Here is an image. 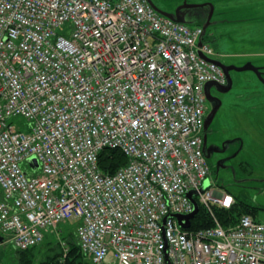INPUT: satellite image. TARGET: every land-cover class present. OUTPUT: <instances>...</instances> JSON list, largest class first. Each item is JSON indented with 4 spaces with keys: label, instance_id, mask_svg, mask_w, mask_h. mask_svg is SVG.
<instances>
[{
    "label": "built area",
    "instance_id": "1",
    "mask_svg": "<svg viewBox=\"0 0 264 264\" xmlns=\"http://www.w3.org/2000/svg\"><path fill=\"white\" fill-rule=\"evenodd\" d=\"M150 1L0 0V238L26 251L70 222L89 264H264V217L224 227L233 196L201 191L218 54ZM105 149L127 158L112 175ZM194 203L210 227L179 224Z\"/></svg>",
    "mask_w": 264,
    "mask_h": 264
},
{
    "label": "rangeland",
    "instance_id": "2",
    "mask_svg": "<svg viewBox=\"0 0 264 264\" xmlns=\"http://www.w3.org/2000/svg\"><path fill=\"white\" fill-rule=\"evenodd\" d=\"M153 6L165 14H173L177 9L188 16L185 23L195 27L199 21L201 8H186L188 5L213 4L214 16L206 28L204 41L212 49L221 63L240 68L247 63L255 67L264 65V0H151ZM181 7V8H180ZM212 16V15H211ZM226 18L232 22L221 21ZM239 20V22H238ZM259 65V66H256ZM233 87L224 94L223 106L210 125L209 131L228 141L225 155L208 160L211 174L204 187L211 182L215 190L221 189L250 204L258 205L261 219L264 217V85L252 71L231 73ZM217 94L215 87L211 94ZM206 112L210 106L206 100ZM216 131V132H215ZM218 138V137H217ZM242 141V149L230 161L229 169L219 167V160L227 154L237 152ZM219 141V140H218ZM214 159H219L217 162ZM221 169V170H220ZM220 170V171H219ZM249 179L243 187L236 180ZM235 181V182H234ZM73 223L59 226L64 232ZM71 225V226H70ZM56 231L45 233V242L52 243L54 252L63 251ZM60 243V242H58ZM47 247H38L30 264H40ZM106 262H109L107 260ZM0 264H22L10 243L0 245Z\"/></svg>",
    "mask_w": 264,
    "mask_h": 264
},
{
    "label": "trees",
    "instance_id": "3",
    "mask_svg": "<svg viewBox=\"0 0 264 264\" xmlns=\"http://www.w3.org/2000/svg\"><path fill=\"white\" fill-rule=\"evenodd\" d=\"M127 164V158L124 154L117 149H105L100 152L98 156V167L99 170L106 175H112L121 167ZM246 183L238 184L237 186L243 187ZM233 196V195H232ZM234 203L230 209H217L216 215L219 222L224 227H229L235 225L239 218L243 215H248L255 220H260L259 212L262 210L258 205L250 204L246 201L238 199L236 196H233ZM72 227H68L58 233V240L65 242L67 251L54 252L51 248L52 243H46L45 237L43 242L37 247H33L26 251H16V254L22 264H30L33 254L36 252L38 247H47L46 253L43 256L42 262L40 264H89L86 257L81 253L77 236H76V223L71 224ZM70 225V226H71ZM212 225L211 218L204 211L203 208H200L196 215L191 220V230H198L201 228H207ZM57 241L55 244L58 246L60 243Z\"/></svg>",
    "mask_w": 264,
    "mask_h": 264
},
{
    "label": "water",
    "instance_id": "4",
    "mask_svg": "<svg viewBox=\"0 0 264 264\" xmlns=\"http://www.w3.org/2000/svg\"><path fill=\"white\" fill-rule=\"evenodd\" d=\"M150 4L162 16L169 18L173 22L187 25V23H185V20L180 16L181 15V13L179 12L180 9H177L175 11V13H173V14H165V13H162V12L158 11L153 6V4H152L151 1H150ZM207 6H210L211 7V10H213V4H208V3L199 4V5H188V4H186V5L182 6V7H186V8H190V9L192 8L193 9V8H205ZM211 13H212V11H211ZM211 13L209 14V17L211 15ZM189 24H191V23H188V25ZM194 24H198L197 26L202 27L203 30H206V28L210 25V22L205 21L204 23H194ZM199 45H201V43H199ZM206 60H208L209 62H212V63L216 64L218 67H220L223 70V72L225 74V77H226V81H227L226 85H224V86H219V85H216V84H213V83H208V84L205 85V95H206V99H207L208 102H212V99H213L210 96V91H211V88L212 87H215L216 90L219 91V92H221V93H226V92H228L231 89V87H232V80H231V77H230V71H236V72L252 71L255 75H257L258 79L264 85V79L262 77V73L260 72L259 68L253 66L251 63H247L244 66H242L240 68H237L235 66H226L223 63L219 62L218 60H211V59H206ZM219 106L220 105H215V104H212L211 105V110L206 115L205 120H204V127H203L204 132L207 131L208 127L212 124V122H213V120L215 118V115H216V113H217V111L219 109ZM239 142H240V147H239L238 151L237 152H233L232 154H230L228 159L234 158L235 156L238 155L239 151L242 148V144H243L241 140H239ZM226 144H228V141L227 142H224V145H226ZM203 150H204L205 157L208 160L211 159V153H212V151L210 150V148L206 149L205 142H204ZM220 152L221 153H225V149L223 148V150H221ZM32 162L36 166L35 160H32ZM228 168L229 167H227L226 169H228ZM247 181H249V179H241V180H238V181L236 180V182L235 181L234 182L238 185V184L245 183ZM206 187L207 186H205V187L203 186V188L201 189V191H203ZM189 196L191 197L192 194H190ZM194 206H195V209H194V211L190 215H188V216H175V218L177 219V221L179 222V224L181 226H183V227L188 226V224L181 223L182 220H186V222H187V221H189L190 219H192L196 215V213L198 211V207H197L196 203H194ZM1 241H2V239L0 238V242Z\"/></svg>",
    "mask_w": 264,
    "mask_h": 264
},
{
    "label": "flooded vegetation",
    "instance_id": "5",
    "mask_svg": "<svg viewBox=\"0 0 264 264\" xmlns=\"http://www.w3.org/2000/svg\"><path fill=\"white\" fill-rule=\"evenodd\" d=\"M215 6L213 5V10H211V7L210 6H207V7H205V8H201V11H200V13H199V16H200V20L199 21H201V22H205V21H208V22H210V17H213L214 16V12H215ZM211 11H212V13H211ZM211 13V15H210V17H209V14ZM184 20H186V18H189L188 16H184V15H180ZM209 17V18H208ZM209 20H208V19ZM189 19H191V18H189ZM207 19V20H206ZM221 21H230V22H232V19H227L226 20V18H223V19H221ZM238 22H239V20H238ZM204 34H206V30H204ZM219 62H221L219 59H217ZM224 64V63H223ZM224 65H226V66H231V65H228V64H224ZM256 66H259V65H256ZM257 68H259V70H260V72L262 73V77H263V79H264V65H261L260 64V66L259 67H257ZM233 71H230V77H231V80H233L232 78V76H231V73H232ZM236 72V71H235ZM232 87H233V81H232ZM232 87H231V89H232ZM230 89V90H231ZM229 90V91H230ZM226 93H228V92H226ZM226 93H221V92H219V91H217V94L215 93V94H211V91H210V96H211V98H213L212 99V102H208L209 103V106H210V110H211V105L212 104H215V105H220L219 106V109H218V111H217V113H216V115L218 114V112L220 111V109L222 108V106H223V104H224V102H223V99H222V97L224 96V94H226ZM207 100V99H206ZM210 110H209V112H210ZM208 112V113H209ZM216 115H215V118H216ZM209 128H210V126L208 127V129H207V131H205L204 132V129H203V141L205 142V144H206V149H208V148H210V150L212 151V153H211V158H213L214 156H218V155H225L226 154V151H227V149H228V144H226V145H224V140L222 141V140H220V137L218 136V134H217V137L214 135V133L212 132V131H209ZM216 132V131H215ZM219 140V141H218ZM227 142V141H226ZM223 148L225 149V153H221L220 151L221 150H223ZM242 149V148H241ZM233 153V151L231 152V153H229V154H227L226 156H224V158L222 157V159L221 160H219V159H214V161L215 162H217L218 160H219V163H218V165H219V167H221V168H224V170L227 168V167H229V166H231V164H230V161L231 160H233L234 158H230V159H228L229 158V155L230 154H232ZM240 153V152H239ZM237 157V156H236ZM229 169V168H228ZM221 170V169H220ZM219 170V171H220Z\"/></svg>",
    "mask_w": 264,
    "mask_h": 264
},
{
    "label": "snow or ice",
    "instance_id": "6",
    "mask_svg": "<svg viewBox=\"0 0 264 264\" xmlns=\"http://www.w3.org/2000/svg\"><path fill=\"white\" fill-rule=\"evenodd\" d=\"M224 202H225V204H228L230 201L228 199H226Z\"/></svg>",
    "mask_w": 264,
    "mask_h": 264
},
{
    "label": "crops",
    "instance_id": "7",
    "mask_svg": "<svg viewBox=\"0 0 264 264\" xmlns=\"http://www.w3.org/2000/svg\"><path fill=\"white\" fill-rule=\"evenodd\" d=\"M3 244L2 242H0V245Z\"/></svg>",
    "mask_w": 264,
    "mask_h": 264
}]
</instances>
